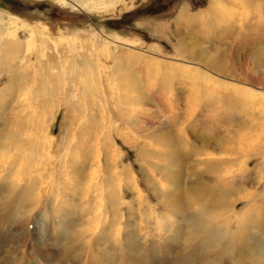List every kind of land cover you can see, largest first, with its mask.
Wrapping results in <instances>:
<instances>
[{"label":"rangeland","instance_id":"374dc122","mask_svg":"<svg viewBox=\"0 0 264 264\" xmlns=\"http://www.w3.org/2000/svg\"><path fill=\"white\" fill-rule=\"evenodd\" d=\"M210 2L0 0V129L25 120L22 139L44 141L39 159L0 145V264H164L165 242L189 243L202 219L198 175L218 229L208 259L264 264V0ZM54 50L98 69L56 65ZM9 66L21 80L5 90ZM48 72L62 77L50 111Z\"/></svg>","mask_w":264,"mask_h":264},{"label":"bare ground","instance_id":"6f19581e","mask_svg":"<svg viewBox=\"0 0 264 264\" xmlns=\"http://www.w3.org/2000/svg\"><path fill=\"white\" fill-rule=\"evenodd\" d=\"M215 0H212V2H210V4L211 5H213V4H215V2H214ZM217 4V3H216ZM186 12V11H185ZM185 12H183V11H181V16H183V18H184V16L186 17V13ZM180 17V16H179ZM181 19V18H180ZM186 19V18H185ZM6 25V24H5ZM2 30V29H1ZM25 41L26 42H28V44H30L29 43V36L27 35V36H25ZM7 42V41H6ZM116 42V41H115ZM16 44H18V43H16ZM40 45V44H39ZM45 46H50L51 47V43H49V41H47V39L45 40L44 39V47ZM51 49H52V47H51ZM54 53H56V56H57V58H60V56L57 54V52L54 50ZM83 54V53H82ZM76 57V56H75ZM75 57H71L70 56V58L71 59H69V56H63V57H61L60 59H58V60H60V61H58V63L56 64V65H58V64H62L61 62L63 61V60H70V64L69 65H71V67L70 68H74V69H72V71H75V70H79V71H81V72H84L85 73V71H95L96 69H98L97 67H98V64H97V62H94V63H92L91 61V63H85V65L83 66V68L81 69V68H76V67H80V65H83V62H85L83 59H81V58H79V60H81L82 62H79V60L78 59H76ZM90 57V56H89ZM57 58H56V60H57ZM76 60H78V61H76ZM87 61V60H86ZM96 61V60H95ZM79 63V64H78ZM55 65V66H56ZM61 66V65H60ZM3 69V68H2ZM9 71H10V73H9V75H8V77H7V81H6V87H5V90L8 88L9 90L11 89L12 90V88L14 87V86H16L18 83H19V81L21 80V77L19 76V74L15 71V70H12V68H10V66H9ZM4 70V69H3ZM68 71H69V68L67 69ZM66 70V71H67ZM48 79L46 78L45 79V81H43V82H48V81H50V83L51 84H59L60 82H62V77H59L57 74L55 75L54 73H52V72H48ZM50 79V80H49ZM23 81V80H22ZM94 83V82H93ZM86 84H87V82H86ZM89 84V83H88ZM44 85V84H43ZM18 86V85H17ZM46 86V85H45ZM50 86L51 85H48V86H46V87H44L43 88V90H42V93H41V96H43L42 98H43V103H44V106H43V108L46 110V111H50L51 110V105L53 104L52 103V99H49V96H48V94H49V92H53L54 94L57 92V90H58V88H59V86L61 87V84H59L58 86H57V88L55 89V88H52L51 87V89H50ZM84 87H85V85H84ZM92 88V87H91ZM88 92V91H87ZM50 95V94H49ZM51 97V96H50ZM85 99V98H84ZM5 103V102H4ZM91 104V103H90ZM226 104V103H225ZM224 104V105H225ZM1 110V112L2 113H4V110H2V109H0ZM44 113V112H43ZM115 113V112H114ZM120 115V114H119ZM116 116H117V114H116ZM92 117V120L94 119V117L93 116H91ZM2 118H3V125H2V127H1V129H0V145H1V147H3L4 149H14V148H18V147H21V146H24L23 148H29L28 150H30L31 152H33V153H31V154H33V155H31V154H29V155H31L33 158H36V157H38L37 159H39V156L41 155V154H43V152L44 151H42L41 150V147H43L44 146V141H42L41 140V138H35L36 140H34V142L33 141H29V142H27V140L29 139H27V140H23L22 139V136H20L21 135V131H19V130H21L22 128H19L20 126H23V124L25 123V120H15V121H12V124H14V128H13V130H11L10 128H9V123L7 122V120L6 119H4V116H2ZM28 119V118H27ZM41 119V118H40ZM91 118H89L88 120H90ZM9 120H11V119H9ZM8 120V121H9ZM37 120V119H36ZM35 120V121H36ZM10 122V121H9ZM11 124V123H10ZM30 124V123H29ZM37 124L38 125H40L41 126V128L43 127V125H44V121L41 119V120H39V121H37ZM88 124H89V122L86 124L85 123V125L84 126H88ZM18 125V130H17V128H16V126ZM16 128V129H15ZM26 128V127H25ZM27 129H29V128H27ZM25 131V130H24ZM67 131H69L68 129H67ZM70 132V131H69ZM19 133H20V135H19ZM40 133V132H39ZM38 133V134H39ZM72 133V132H71ZM107 134L108 133H106V137H108L107 136ZM110 134V133H109ZM26 137H27V135H26ZM163 138V137H162ZM69 137H67V135L65 136V138L63 137V145H64V147L67 145V143H68V141H69ZM70 142V141H69ZM169 142V141H168ZM78 143V142H77ZM220 143V142H219ZM221 145V144H220ZM223 145V144H222ZM232 146V145H231ZM22 148V150H24ZM234 148V147H233ZM231 150V149H230ZM243 153V152H242ZM22 159H24L23 157H22ZM36 160V159H35ZM34 160V161H35ZM75 163V162H74ZM75 167V166H74ZM77 167H79L78 168V170L77 169H75V175H76V177H78V179H80V176H81V174H82V172H81V170H80V166H77ZM77 170V171H76ZM74 175V176H75ZM120 179V178H119ZM217 180V179H216ZM75 183H77L76 182V180H75ZM72 184V183H71ZM16 185V184H15ZM208 184L207 183H205L204 181H203V179H202V177L200 178V175H198V181H197V183H196V186H193L192 188H191V190H188V192H187V194H189V196H188V200L189 199H191V200H193V201H196V202H198L199 204H198V209H197V214H198V218H202V219H197V220H195V221H191L190 222V230L192 231V233H193V235L192 236H187V239H186V241H188L189 243H187V242H183L184 243V246H173V248H172V246H171V244H170V246H168V245H166L167 244V242H165V252H163V255H162V261L164 262V264H189V262H191L192 264H196V263H198V264H210L211 263V261L212 260H215V259H218V262H214L213 261V263H211V264H218L219 262H220V264H227V261H226V259H225V255H222L224 252L226 253V254H231V253H233V250H229V251H227V250H225L224 252H222L219 256H216V258L214 257V258H212V260L210 261L208 258L209 257H211V255H213L214 256V253L212 252V251H210L208 248H206L205 246H207V245H205L206 244V240L208 239V238H212V240L215 238V236H217V233H216V230H218V229H214V228H212V227H210V225H211V221H209V220H207L205 217L207 216V212H206V210L204 209V205H205V207H206V205L208 204V202H207V198L206 199H204L203 198V194H204V192H202V191H205L206 192V190H208V189H206V186H207ZM216 185V184H215ZM214 185V186H215ZM218 185V184H217ZM216 185V186H217ZM77 186V184H75L73 187H76ZM119 187H121L120 185H119ZM219 187V186H218ZM217 187V188H218ZM212 188V187H211ZM215 187H213V189H214ZM22 189H24L23 190V192H25V193H27V195H29V194H31V192H30V189H25V188H22ZM33 191V190H32ZM216 191V190H215ZM219 191V190H218ZM20 192H22V191H20ZM22 192V193H23ZM212 192V191H211ZM22 193H20V195H18V194H14V192L11 190V191H9V194H8V202L6 203V205L8 206H6L5 208H7L8 209V212H9V214L11 213L12 214V211H13V206L15 205V203H16V201H17V203L18 204H20L19 202H18V200H21V196L23 195ZM75 193V191H73L72 192V195ZM33 194V193H32ZM31 194V195H32ZM74 196V195H73ZM34 197V196H33ZM210 197V196H209ZM94 198V197H93ZM209 199V198H208ZM30 200V199H29ZM209 201V200H208ZM9 202L11 203L10 205H8L9 204ZM82 203V202H81ZM222 203L224 204L225 203V200H223L222 198H221V201H219V204L217 205V206H219L220 204L222 205ZM25 205H30L31 204V202H27V201H25V203H24ZM34 204V205H33ZM176 204V203H175ZM213 204V203H212ZM228 204V203H227ZM32 205L35 207V206H37V203H36V205H35V202L33 203V201H32ZM215 205V204H214ZM70 206L73 208V204L71 205L70 204ZM167 206V205H166ZM227 206V205H226ZM70 208V207H69ZM168 208L170 209V211H172V212H178V210H175L174 209V207H173V203L171 202V204H168ZM63 209V208H62ZM196 212V211H195ZM119 213V212H118ZM2 214H4V213H2ZM206 215V216H205ZM3 217H5V216H3ZM209 218H210V216H209ZM264 222V221H263ZM262 223V222H261ZM219 224H220V222H219ZM63 226H65V225H63ZM62 226V227H63ZM64 228V227H63ZM211 229V231L208 233V236H207V238L206 239H204V241L201 243V245H200V247L201 248H198V246H199V244L196 242V243H194L193 241H196L199 237H201V236H203V235H205V233H206V231L208 230V229ZM64 230V229H63ZM66 231V230H65ZM176 231L178 232V230L176 229ZM62 232V231H61ZM218 232H221V231H218ZM181 233V232H180ZM66 234V233H65ZM179 234V233H178ZM198 237V238H197ZM189 239H192V241H189ZM218 241H219V239H218ZM193 242V244H191ZM213 242H215V241H213ZM210 243H211V241H210ZM258 243V242H257ZM73 244L74 243H71L69 246L71 247V248H73ZM210 246V245H209ZM39 247V246H38ZM172 248V249H171ZM262 248H264V247H261V249ZM234 249V248H233ZM260 249V251L262 252V254H264V250H261ZM130 249L128 248V251H129ZM11 251V250H10ZM132 251V250H131ZM149 251V250H148ZM240 251H242V249H240ZM12 253V252H11ZM173 253H176V256H173ZM153 254H155V253H151V252H149L147 255H145V256H147L148 257V260L149 261H151V263L152 264H157V262L155 263V260H156V258H153L154 257V255ZM187 255V254H189L190 255V257H191V259L190 260H188V261H184L183 263H181V261H182V259H177L178 257H180V256H182V255ZM253 257L254 256V253H253V251L252 252H249L248 251V256H246V257ZM91 257V256H90ZM224 258V259H223ZM238 258L240 259V256H238ZM13 259V258H12ZM251 259H253V261L251 260V261H247V260H238L239 261V264H248V263H252V264H254V257L253 258H251ZM5 263L4 264H21V263H19V262H17V261H14V260H9L8 258H5ZM158 261V263L161 261V259H159V260H157ZM91 262V261H90ZM89 262V263H90ZM146 262V261H145ZM88 263V264H89ZM138 264L139 263V261L137 260V259H132L131 261H130V263L129 264ZM235 263V262H234Z\"/></svg>","mask_w":264,"mask_h":264}]
</instances>
